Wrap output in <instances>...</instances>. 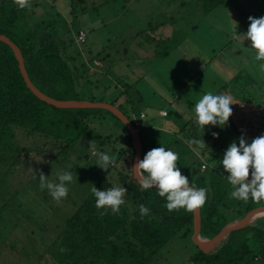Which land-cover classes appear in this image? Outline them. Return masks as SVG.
Listing matches in <instances>:
<instances>
[{
  "label": "trees",
  "instance_id": "obj_1",
  "mask_svg": "<svg viewBox=\"0 0 264 264\" xmlns=\"http://www.w3.org/2000/svg\"><path fill=\"white\" fill-rule=\"evenodd\" d=\"M192 1L203 13L227 5L221 0ZM30 3L31 8L21 10L14 0H0V35L8 38L18 48L31 84L39 92L55 100H84L110 104L133 125L132 116L136 112L132 101L125 96L126 86L119 93L120 88H115L113 96L107 93L112 96L109 97L104 95L105 90L114 87V84L110 85L111 82L103 81L104 79L94 80L99 85L103 82L105 87L98 95H85L84 89L89 83L87 79L96 77V71H89L91 58L85 63L81 57L86 56L87 52L83 50L81 55L77 48L72 52L67 51L73 39L51 5L45 0H30ZM39 9L41 12L36 15ZM230 85L232 88L233 81ZM230 87L224 85L216 93H227L235 100V104L231 105L233 114L228 125L205 126L202 132L193 117L191 124L180 128L179 133L170 135L171 141L160 145L151 143L149 148L150 151L152 148L163 146L178 153L177 166L182 174L188 177L190 183L208 189L206 203L199 208V236L202 239L212 238L226 224L243 217L254 208L264 206V201L256 202L250 199L244 202L230 198L229 193L233 189L227 178L212 169L200 170V160L194 154L196 150L203 153L209 148H217L218 145L223 147V144L228 148L231 143L229 137L239 145L242 135L251 142L253 138L264 134V109L260 120L249 121L246 132V126L236 127L235 123H232L235 118L240 122L238 116L245 117L243 115L246 112L256 118V111L237 109L243 101L253 104L247 98L240 97L238 90L231 93ZM249 87L253 88V85H246V88ZM102 114L109 115L118 123L124 132L127 146L116 153L113 149L107 151L108 154H115V163L111 164L93 185L98 190H107L114 186L125 187V204L121 206L118 215L111 213L110 209H97L95 197L89 190L84 200L65 221L63 229L57 237L55 236L56 239H53L57 251L50 257L52 262L48 264H143L155 257L158 250L173 238L190 237L192 234L191 212L184 209L167 211L164 207L165 198L160 197L155 189L141 190L140 185L133 180V147L130 134L123 125L104 110L55 109L36 99L25 87L12 52L0 42V174L6 166L16 164L20 154L29 149L18 146L16 133L19 132L25 138L38 136L52 142L56 139L64 140L60 143L67 145L82 133L90 131L92 122L100 120ZM139 126H134V129L141 142L140 159H143L147 153L144 143L149 140L141 139L136 130ZM228 131L233 132L232 136L228 137ZM205 133H212V140L203 138ZM213 133L217 134L215 138ZM224 135L227 136V142L222 143L220 138L225 137ZM201 138L206 148H197L187 143L189 140ZM57 155L56 152L50 158ZM50 158L46 164L51 163ZM207 161L208 158H205L204 162ZM113 171L116 177L108 176ZM140 204L150 209L148 216L141 218ZM61 248L67 251L61 252ZM50 258L48 261H51ZM44 259L45 257L41 260ZM192 260L193 264H264V216L257 217L246 227L229 233L210 253H202L197 249V254Z\"/></svg>",
  "mask_w": 264,
  "mask_h": 264
},
{
  "label": "rangeland",
  "instance_id": "obj_2",
  "mask_svg": "<svg viewBox=\"0 0 264 264\" xmlns=\"http://www.w3.org/2000/svg\"><path fill=\"white\" fill-rule=\"evenodd\" d=\"M45 1L52 6L59 18L65 23L70 37L77 30L85 32L86 43L90 51L88 60L91 58L92 63L93 61L97 62L98 59L104 64L106 62L110 74L112 64L116 67L123 65L122 69H125L126 66L128 68L134 66L133 58L140 54L138 53L139 47L135 44L144 42L146 35L152 37L155 33H161V38H163L161 40H164L166 36L168 37L159 46L157 40L154 43L149 42L147 49L151 45L153 47L152 53H154L152 57L158 60L160 57L162 58L159 62L162 71L168 73L173 71L170 84L168 81L166 83V80L169 79L155 74V69H150L148 74L146 71L144 73L147 83L139 80L136 87V83L128 78H120L121 81H119L114 77V87L105 90V96H109L107 93L113 96L112 92L115 88H120L122 83L125 86L127 85L125 83H128L125 96L132 101L135 114L140 110L156 112L153 108L165 109L170 112L182 106L195 104L203 94L208 91L214 92L222 82H226L232 73L233 75L238 74L237 78L239 79L233 81V84L240 92V97H244L243 88L250 85V82L256 83L260 89H264V73L258 70V63L255 64L254 60V50L251 49L249 41H244L243 36L248 30V18L250 16L253 18L264 16V0H238L234 4H232L234 0H221L223 4H227V7L213 9L214 11L211 10L205 15L192 0H183L188 1L189 4L183 5L181 9H174V0H154L155 2L140 0L142 2L141 7H139L140 2L136 7L137 2L133 0ZM171 2L172 4H169ZM40 12L41 9L36 15H39ZM195 17L200 21L202 19V21L196 22ZM159 22L162 25H158ZM240 26L243 28L238 32L237 28ZM157 29L160 31L156 32ZM135 31L142 34L133 38ZM208 35L211 38H208ZM229 37L233 39L227 47L225 44ZM64 40L67 41L66 37ZM178 40H184L182 47L186 45L187 50H196L197 48L201 56H213L215 54V57L202 69L203 81L200 74L193 80L188 79V75L191 78L194 74V72L191 73L193 63L185 69L184 65L182 66L177 60L176 55L178 54L176 53L178 52L175 49L171 50L167 56L160 55V52L174 48ZM207 41V47L213 49L212 53L206 50L204 46ZM224 45V50L219 53L220 48ZM79 47H77L78 52ZM75 48L76 44L71 41L67 51H75ZM90 63L88 64L90 65ZM91 66L94 67L93 64ZM112 72L115 75L118 74L114 69ZM111 75L113 76V74ZM207 76L209 81L213 79V82L207 83L204 80ZM223 76H226L227 79ZM87 80L89 83L87 84L88 87L84 89L85 95L90 93L98 95V92L103 90L105 85L103 82L99 85L94 80L108 81L109 79L101 73V70H97L96 77H89ZM182 80L185 81V84L190 85L184 90L185 84H179ZM164 81L166 84L163 86ZM122 90L124 89L118 90V93ZM129 90H131L130 93ZM132 90L139 91L140 98L135 97ZM169 91L176 93L173 95L174 102L172 104L170 102V105L168 104V100L171 99ZM250 92L254 93V90L251 89ZM104 95L103 98H105ZM252 98L255 101L256 97L253 96ZM137 99L141 100L138 101ZM153 120L157 124L161 121L156 115L153 116ZM92 123L93 126L90 131L82 133L67 145L60 143L64 140L56 139L53 144L50 139L43 140L38 136L25 138L19 132L16 133L18 146L29 149L20 154L16 164L6 166L0 174V264H48L47 261L53 254L43 244H48L54 239L51 238L53 231L56 230L55 233H60L74 208L84 200L91 185L96 183L105 171L96 165L97 157L88 149L89 142L95 140L97 150L106 153L110 149L116 153L124 144V132L109 115L102 114L100 120ZM239 126H241L240 122ZM136 130L143 138L141 129L136 128ZM146 137L154 139L152 135ZM222 137L220 142H227V136ZM229 138L231 143L234 142L232 137ZM216 149L221 156L210 161V168L220 176L226 177L227 173L224 172L222 165L217 163V166H214L216 162L223 159L227 146L225 144L223 147L218 145ZM27 151L34 152L29 153ZM36 151H40V153H35ZM56 152L58 155L55 158H50ZM109 155L115 157L113 153ZM48 158H50L51 163L46 164ZM36 169L42 171L49 180L54 182H58V172L71 171L74 180L67 185L69 189L67 197L57 203L46 189L41 191L38 173L35 178L32 174V170ZM109 175L116 177L114 171L110 172ZM76 180L77 182H75ZM52 249L55 251L56 247L53 246ZM44 251L47 252L44 253ZM196 254L197 249L191 241V236L175 237L159 249L155 257L143 264H193L192 258ZM44 257L45 259L41 260ZM37 259L39 260L37 261Z\"/></svg>",
  "mask_w": 264,
  "mask_h": 264
},
{
  "label": "clouds",
  "instance_id": "obj_3",
  "mask_svg": "<svg viewBox=\"0 0 264 264\" xmlns=\"http://www.w3.org/2000/svg\"><path fill=\"white\" fill-rule=\"evenodd\" d=\"M14 3L21 10L31 8L30 0H14ZM248 21V30L243 34L244 41L250 42L255 53L254 60L259 62L258 70L264 73V16L260 18L250 16ZM233 104H235L233 97L227 93L214 94L208 91L203 94L193 108L195 121L202 132L205 126L225 127L233 114L231 107ZM213 136L215 138L217 134L213 133ZM187 143L197 148H206L202 138L189 140ZM88 149L97 157L96 165L102 170L107 171L115 161L114 156L97 150L95 140L89 142ZM178 159V153L173 150L163 146L155 147L148 151L143 159H138L132 170L141 190L154 188L160 197L166 199L164 207L167 211L184 209L191 212L206 203L208 189L190 183L188 177L183 175L177 166ZM217 163L222 165L224 172L227 173V181L233 189L229 193L230 198L244 202L250 199L256 202L264 201V134L253 138L251 142L242 135L239 138V145L235 141L230 143L223 154V159L216 162L214 167ZM37 173L41 191L46 189L57 203L67 197L69 191L67 185L74 180L71 171L58 172V182L49 180L38 169L32 170L34 178L37 177ZM90 192L95 197L97 209H110L111 213L118 215L121 206L125 204L127 189L123 186H114L107 190H98L91 185ZM139 212L143 218L149 215L150 209L140 204ZM60 251L65 252L67 249L61 248Z\"/></svg>",
  "mask_w": 264,
  "mask_h": 264
},
{
  "label": "crops",
  "instance_id": "obj_4",
  "mask_svg": "<svg viewBox=\"0 0 264 264\" xmlns=\"http://www.w3.org/2000/svg\"><path fill=\"white\" fill-rule=\"evenodd\" d=\"M133 1H135V2H137V6L136 7H138V3L140 2V6L139 7H141L142 6V2L140 1V0H133ZM238 0H234L233 2H232V4H234L235 2H237ZM152 2H155L154 0H152ZM169 4H172V2L171 3H169ZM173 4H174V9L175 8H182L183 7V5H186V4H189L188 3V1L187 2H185V1H183V0H174L173 1ZM231 4V3H230ZM231 4V5H232ZM157 5V4H156ZM219 7H227V5H222V6H219ZM219 7H216V8H214V10H216L217 8H219ZM156 8V10H158V8L157 7H155ZM173 10V9H172ZM213 10V11H214ZM205 14H207V13H204V15ZM195 21L196 22H199L200 20L199 19H197L196 17H195ZM201 21H202V19H201ZM200 21V22H201ZM158 25H162L160 22H159V24ZM194 27V26H193ZM193 27H191V28H193ZM243 28V26H240V27H238L237 28V31L239 32L241 29ZM159 29H161V27H159ZM204 31H205V29H203ZM79 31H81V32H83L84 33V42L82 43V44H79L77 41H76V35H77V33L79 32ZM157 31H160V30H156V32ZM192 31V30H191ZM183 33V32H182ZM207 34H208V31L206 32ZM140 34H142L141 32H137V31H135V33H133V38H137ZM154 36H147L146 35V38H145V40H144V42H142V43H138V44H135L137 47H139V51H138V53H140L137 57H134L133 58V61H134V66L133 67H131V68H128V66H126V68L125 69H122V67H123V65H119V67H116V66H114L113 64L111 65L112 67H111V69H110V71H111V74H113V76L110 74V73H108V70H107V68H108V66H106V62H105V64L104 63H102L101 62V60L100 59H96L97 60V62L99 63V66H94V68L92 69V71L91 72H93V71H97V70H101V73L104 75V76H107V78L109 79L108 81H110L111 79V82L113 83V78L115 77V78H117V79H119V81H121V79L122 78H128V79H130V80H132V82H135L136 84V87H137V84H139L138 83V81L139 80H142L144 83H147V81H146V78H145V76H144V73H145V71H146V73L148 74L149 72H150V69H155L156 71H155V74H158L159 76H163V78H166V79H169V80H166V83H167V81H168V84H170L171 82H172V79H171V73L173 72H170V73H168V72H164V71H162V69L160 68V65H159V62L161 61V57H160V60H158V59H155V58H153L152 56L154 55V53H152V49H153V47L150 45L149 46V48L147 49V47H148V43L150 42V43H154V41L155 40H157V41H159V43H158V46L160 45V44H163V42H164V40L165 39H167L168 37L166 36V37H164L165 39L164 40H161V39H163V38H161V33H155V34H153ZM194 37H195V35H194ZM178 38H179V36H178ZM208 38H211L209 35H208ZM72 39H73V43L74 44H76V48L77 47H79V52L81 53V55H82V53H83V50L85 51V52H87V54H86V56H83L82 57V59H83V62H85V63H87V61H88V58H89V56H90V51H89V48H88V46H87V43H86V34H85V32L83 31V30H77L75 33H74V35L72 36ZM231 39H233V38H231V37H229V40L226 42V44L225 45H227V47H229V43H230V41H231ZM184 41V40H183ZM183 41H177V44L174 46V48H170V49H168V50H164V51H162V52H160L161 54V56H163V55H165V56H167L168 55V53L171 51V50H173V49H175V51L176 52H178V53H176V54H178V55H176V58H177V60L182 64V66L184 65V68L186 69V68H188L189 67V64H191V63H193V68H192V72L191 73H193L194 72V74H193V76L190 78L189 77V75L187 76L188 77V79H191V80H193V78H195L197 75H199L200 74V77H201V80L203 81V76H202V69L203 68H205L206 67V65H207V63L209 62V61H211L214 57H215V54L213 55V56H201L200 54H199V52H198V50H197V48H196V50H192V49H188L187 50V47H186V45H184V47H182V43H183ZM208 44V41H207V43L204 45L205 46V48H206V50H209V52H213V49H209L207 46ZM190 45H192V44H190ZM225 45L222 47V48H220V50H219V53L220 52H222L224 49V47H225ZM248 45V44H247ZM84 48V49H83ZM147 49V50H146ZM78 51V50H77ZM228 53V52H227ZM88 54H89V56H88ZM157 56H158V54H157ZM100 61V62H99ZM132 61V62H133ZM257 63H259V62H256L255 61V64H257ZM102 65V66H101ZM186 65H188L187 67H186ZM144 66H145V68H144ZM158 66H159V72H158ZM101 68V69H100ZM115 70L118 74L117 75H115L113 72H112V70ZM122 69V70H121ZM89 71H90V69H89ZM239 72V71H238ZM237 72V73H238ZM134 73H135V76H134ZM183 76V75H182ZM180 77V76H179ZM185 79H186V77L185 76H183ZM225 79H227L226 78V76H223ZM238 77V74H236V75H233V73H232V76H230L228 79H227V81L226 82H222L215 90H214V94H216V93H218V91L221 89V87H223L224 85H229V83H231L232 81H235L236 79H239V78H237ZM121 78V79H120ZM165 80V79H164ZM204 80L207 82V83H209V82H213V79H211L210 81H209V78H208V76L206 77V78H204ZM242 81H243V79H241ZM131 82V83H132ZM165 83V81H164V83L162 84L163 86H164V84H166ZM251 84L250 85H253V88L252 87H249L250 88V90L251 89H253L254 90V93H249V91L250 90H247V88H243V91H244V97L243 98H246L247 96H250V97H247V99L248 100H250V102L253 104V105H251L249 102H240L241 103V106H239L237 109H242V111H248V109H251V110H254L255 109V117L256 118H253L252 117V115H250V114H248L247 112L243 115V116H245V117H239L238 116V118L240 119L239 121H240V125L241 126H246L245 127V132L247 131V127H248V124H249V121H251L252 122V120H255L256 122L258 121V120H260L261 118H262V116H263V109H264V89L262 90V89H260V87L256 84V83H253V82H250ZM125 84H127L128 85V83H125ZM180 85L181 84H185V81L184 80H182L180 83H179ZM126 85V86H127ZM119 87H120V85H118ZM185 87H183V90L185 89V88H188L190 85H188V84H185L184 85ZM234 86H235V88H234ZM123 87H125V85H123V83H122V85H121V87H120V89L122 88V89H124ZM178 87V86H177ZM229 87V86H228ZM237 87H236V85H234L233 84V87L231 88L230 87V91H231V93H235V91H237V89H236ZM131 89V88H130ZM130 91L131 90H129V93H130ZM132 92H134L135 93V97L137 96V97H139L140 96V92L139 91H137V90H132ZM185 92V91H184ZM145 93H146V91H145ZM170 95H171V99H169L168 101V104L170 105V102H171V104H172V102H174V97H173V95H175L176 93H174V91H169L168 92ZM180 93V92H179ZM181 94V93H180ZM253 96H255L256 97V99H255V101L253 100ZM140 98V97H139ZM138 100V99H137ZM141 100V99H140ZM140 100H138V101H140ZM233 101H235L234 100V98H233ZM194 105L195 104H192V105H186V106H182V107H179V108H177L176 110L174 109V110H172V111H170V112H168V111H166L165 109H157V108H153L156 112H153V110H148V111H143V110H140L137 114H134L133 116H132V118L133 119H136V120H138L139 121V123H140V126H139V128L141 129V134H142V136H144L143 138H144V140H145V137L146 136H148V135H152V136H154L153 138L154 139H150V138H147L146 137V140H149L148 142H146V143H144V149H145V151L146 152H148L149 151V148H150V144L151 143H154V144H157V145H160L161 143H163V144H166V142H168V141H171V138H170V135L172 134V133H179L178 132V130H180V128H182V127H186L188 124H191V122H192V120H193V117H194V114H193V108H194ZM242 107V108H241ZM139 115H142L143 117L142 118H140L139 117ZM154 115H156V116H158V118H160L161 119V121H160V123L159 124H157V123H155V121L153 120V116ZM259 117H260V119H259ZM231 118V117H230ZM232 123L234 124L235 123V125H236V127H238L239 126V122H238V120L235 118L233 121H232ZM229 124V121L227 122V125ZM245 132L243 133V134H245ZM228 137L229 136H232V134H233V132L232 131H228ZM206 135L203 137V138H205V139H209L210 138V134H212V133H205ZM124 135V134H123ZM142 137H141V139H143ZM162 138H165V139H162ZM150 140H152V141H150ZM209 140H212V138H210ZM123 142H124V144H122V147H121V149H124V148H126V146H127V140L125 139V136H124V138H123ZM121 149H119V150H121ZM141 153H142V146H141ZM194 154H195V156L197 157V158H199V160H200V164H204L205 165V167L207 166V169H211L210 168V161L211 160H213V159H215V158H219L221 155L219 154V151L216 149V147H213V148H209V149H207L206 151H203V153L200 151V150H196L195 152H194ZM205 158H208V161L207 162H204V159ZM236 220V219H235ZM56 231V230H55ZM55 231H53L52 233H51V238H55V236L57 235V233H55ZM59 234V233H58ZM57 237V236H56ZM56 239V238H55ZM53 243H55L53 240L51 241V242H49L48 244H43V246L45 245L46 247H47V249H50L51 251V253L53 254V253H55L56 251H57V249L55 250V251H53V246L54 247H57L56 245H54ZM45 252H47V251H44V253ZM43 253V252H42ZM50 260H51V258H50ZM38 261V260H37ZM47 262H52V260L51 261H47Z\"/></svg>",
  "mask_w": 264,
  "mask_h": 264
},
{
  "label": "water",
  "instance_id": "obj_5",
  "mask_svg": "<svg viewBox=\"0 0 264 264\" xmlns=\"http://www.w3.org/2000/svg\"><path fill=\"white\" fill-rule=\"evenodd\" d=\"M0 42L5 44L10 51L16 61L18 72L20 77L27 88V90L39 101L49 105L55 109L62 110H74V109H99L104 110L110 113L114 118H116L123 127L128 131L131 137V145L133 147V158L131 162V175L133 180L139 185L136 179V175L132 170V167L135 165L138 159L141 156V142L140 139L132 126L131 122L114 106L107 103H99V102H89V101H76V100H55L49 98L39 92L29 81L28 76L25 72L22 57L18 48L5 36L0 35ZM154 189V188H153ZM192 214V234L191 241L195 245V247L201 251L202 253H210L212 249H215L217 245L222 241L229 233L236 231L238 229H242L249 225L255 218L259 216H264V206H260L254 208L244 214L243 217L233 220L230 223L226 224L221 230L209 239H202L199 236V228H200V215L199 209L191 211ZM210 251V252H209Z\"/></svg>",
  "mask_w": 264,
  "mask_h": 264
},
{
  "label": "built area",
  "instance_id": "obj_6",
  "mask_svg": "<svg viewBox=\"0 0 264 264\" xmlns=\"http://www.w3.org/2000/svg\"><path fill=\"white\" fill-rule=\"evenodd\" d=\"M76 41L79 43V44H82L83 42H84V33L83 32H81V31H79L78 33H77V35H76ZM93 66H99V63L98 62H96V61H93ZM94 67H90V72L92 71V69H93ZM139 117L140 118H142L143 116L142 115H139ZM140 125V123H139V121L138 120H136V119H134V121H133V127L134 126H139ZM205 169V165L204 164H201L200 165V170H204Z\"/></svg>",
  "mask_w": 264,
  "mask_h": 264
},
{
  "label": "bare ground",
  "instance_id": "obj_7",
  "mask_svg": "<svg viewBox=\"0 0 264 264\" xmlns=\"http://www.w3.org/2000/svg\"><path fill=\"white\" fill-rule=\"evenodd\" d=\"M260 217V216H259Z\"/></svg>",
  "mask_w": 264,
  "mask_h": 264
}]
</instances>
